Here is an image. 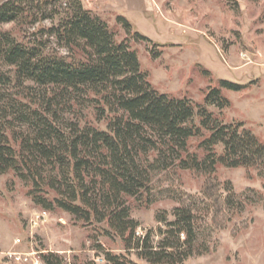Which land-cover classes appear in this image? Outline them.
Returning <instances> with one entry per match:
<instances>
[{
  "label": "trees",
  "instance_id": "16d2710c",
  "mask_svg": "<svg viewBox=\"0 0 264 264\" xmlns=\"http://www.w3.org/2000/svg\"><path fill=\"white\" fill-rule=\"evenodd\" d=\"M43 22L50 25L25 42L1 30ZM117 22L135 41L150 43L124 18ZM127 39L117 41L81 0L0 2V175L12 172L43 209L104 223L105 234L120 238L124 250L103 253L104 264H132V256L182 264L200 251L193 212L175 208L171 220L160 213V226L139 235L125 199L149 194L151 175L171 168L211 174L220 164L264 175V144L242 123H224L209 111L229 106L220 89L210 87L202 105L154 90ZM220 87L245 88L226 81ZM83 105L106 121L104 130L68 118ZM193 138L202 140V160L189 153ZM42 260L64 264L53 253Z\"/></svg>",
  "mask_w": 264,
  "mask_h": 264
},
{
  "label": "rangeland",
  "instance_id": "374dc122",
  "mask_svg": "<svg viewBox=\"0 0 264 264\" xmlns=\"http://www.w3.org/2000/svg\"><path fill=\"white\" fill-rule=\"evenodd\" d=\"M81 1L117 41L128 38L154 90L202 105L210 87L220 89L229 106L209 111L224 123H242L264 144V0ZM119 17L150 43L127 35ZM49 25L7 24L1 30L25 42L28 34ZM223 81L245 88L228 91L220 87ZM73 111L69 119L105 129L106 121L96 120L92 106ZM201 141L188 143L199 160L207 155ZM150 186L141 199H125L139 235L160 226V213L171 220L175 208L187 207L197 219L200 251L182 264H264V175L257 168L218 164L211 174L171 168L153 173ZM28 192L12 172L0 175V264H44L42 256L50 253L64 264H104L103 253L124 252L120 238L105 234L104 223L90 225L57 208L43 209Z\"/></svg>",
  "mask_w": 264,
  "mask_h": 264
}]
</instances>
